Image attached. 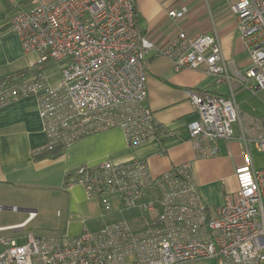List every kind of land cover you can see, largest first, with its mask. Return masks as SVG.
Wrapping results in <instances>:
<instances>
[{"label": "built area", "instance_id": "2783aa9c", "mask_svg": "<svg viewBox=\"0 0 264 264\" xmlns=\"http://www.w3.org/2000/svg\"><path fill=\"white\" fill-rule=\"evenodd\" d=\"M230 10L247 54L243 67L225 60L213 34L179 31L165 46L156 45L141 34L133 0H30L9 28L37 59L32 69L0 80V105L35 97L46 144L34 155L116 127L129 144L171 135L145 105L150 56L169 59L175 71L203 65L216 84L236 80L251 94L264 90V0H232ZM183 12L173 8L167 15ZM54 66L59 80L52 83L46 70ZM185 92L198 115L188 128L199 156H213L217 140L232 139L234 123L240 125L237 139L264 153V119L240 114L232 95ZM190 168L183 162L154 175L144 161L106 159L67 171L62 189L80 185L103 209L115 199L118 211L134 215L139 225L122 218L74 237L28 234L18 242L0 236V264H264V167L237 166V189L224 194L214 213Z\"/></svg>", "mask_w": 264, "mask_h": 264}, {"label": "crops", "instance_id": "0c3cea01", "mask_svg": "<svg viewBox=\"0 0 264 264\" xmlns=\"http://www.w3.org/2000/svg\"><path fill=\"white\" fill-rule=\"evenodd\" d=\"M133 1L141 34L156 45L165 46L179 31L189 35L213 34L219 40L225 60L238 67L247 64L237 19L230 10L232 0ZM29 2L0 0V78L31 65L37 59L36 52L23 50L18 36L9 28L10 19L18 11L26 9ZM173 8H183L184 12L170 17L167 12ZM145 83V105L171 135L137 144H129L123 130L116 127L82 137L63 148L59 155L35 158L36 150L46 144L35 97H18L0 105V228L22 224L18 229L0 230L14 231L0 236L14 237L23 242L28 234H42L39 231H22L39 215V211L45 212L43 209L48 204L55 209L56 217L44 221L46 228L40 225L35 230H53L74 237L84 229L98 230L122 218L132 225H139L134 215L118 211L115 199L112 206L104 211L97 200L86 196L82 186L62 189L64 174L81 164L94 165L106 159L114 163L144 161L150 171L158 175L174 165L188 162L193 182L210 213L222 204L225 193L237 189L234 175L237 166L251 164L254 169L264 167L258 168L255 163L262 152L252 145L246 148L237 139L239 123L232 126V139L217 140L213 156H199L191 143L188 128L198 115L185 92L187 89L196 92L207 90L222 96L232 95L240 114L264 119V90L251 94L236 80L230 84H216L215 78L204 71L203 65L197 69L175 71L169 59L151 56L145 67ZM41 198L46 199L44 204L38 201ZM29 211H34L35 216L29 218Z\"/></svg>", "mask_w": 264, "mask_h": 264}, {"label": "rangeland", "instance_id": "374dc122", "mask_svg": "<svg viewBox=\"0 0 264 264\" xmlns=\"http://www.w3.org/2000/svg\"><path fill=\"white\" fill-rule=\"evenodd\" d=\"M55 68L53 69V71H51L50 69L46 70V73L48 74V78L50 80V82L54 83L56 81L59 80V66H54ZM255 163L257 164L256 166L258 168L263 167L264 166V153H261L260 158L255 159ZM40 192L44 193V191L40 190ZM45 194V193H44ZM38 201H40L41 204H44L46 199L45 198H41ZM39 204V205H41ZM49 205V204H48ZM47 206L46 209H43L45 212H40L39 211V215L28 225L26 226L22 233H27L28 231H34V232H38V233H57V231H53V230H35V227H38L40 225H43L46 228L47 223L44 222L45 220H49L51 218H55L56 217V212L55 209H52V205ZM101 206V205H100ZM104 210V209H103ZM105 211V210H104ZM127 214H130L129 212H126ZM2 223V218H0V224ZM44 229V228H43ZM14 231H6V232H0V234H10L13 233ZM17 235V233H16ZM184 264H216L215 259H200V260H195V261H190L188 263H184Z\"/></svg>", "mask_w": 264, "mask_h": 264}, {"label": "trees", "instance_id": "16d2710c", "mask_svg": "<svg viewBox=\"0 0 264 264\" xmlns=\"http://www.w3.org/2000/svg\"><path fill=\"white\" fill-rule=\"evenodd\" d=\"M30 69H32L31 65H29L27 67H24L22 69H18L16 71L12 72V73L7 74V75H12V74H15V73L17 74L19 72L28 71ZM7 75L1 77L0 80L3 79L4 77H6ZM63 148H65V147H62V146H59V145L58 146H54V147H52L49 150L42 151L41 153H39L38 155H35L34 157L38 158V157L46 156V155L56 156V155H59V153L62 151Z\"/></svg>", "mask_w": 264, "mask_h": 264}, {"label": "water", "instance_id": "95a60500", "mask_svg": "<svg viewBox=\"0 0 264 264\" xmlns=\"http://www.w3.org/2000/svg\"><path fill=\"white\" fill-rule=\"evenodd\" d=\"M7 208H11V207H7ZM18 210H24V211H27V210H29V209H25V208H17Z\"/></svg>", "mask_w": 264, "mask_h": 264}]
</instances>
